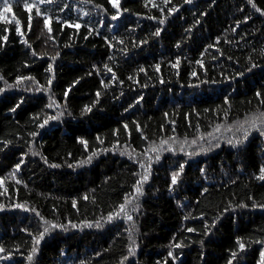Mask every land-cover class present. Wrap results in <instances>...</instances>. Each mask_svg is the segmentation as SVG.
Wrapping results in <instances>:
<instances>
[{"label": "trees", "instance_id": "1", "mask_svg": "<svg viewBox=\"0 0 264 264\" xmlns=\"http://www.w3.org/2000/svg\"><path fill=\"white\" fill-rule=\"evenodd\" d=\"M33 2L8 0L10 11L0 3V37H8L0 39V142L11 141L7 147L0 143V177L5 178L0 185V205L4 206L0 245L6 249L0 256L11 253L0 264H30L29 233L34 236L42 230L35 212L65 225L66 230L46 234L31 264H120L128 255L130 225L137 249L124 264H164L165 260L167 264H228L232 252L237 253L232 264H258L264 247L250 241L264 240V208L254 206L264 205V181L256 179L264 166V137L253 132L233 147L227 143L233 137L227 126L264 112V16L248 0H171L167 5L155 0L164 8L162 13L151 3L146 8V0H120L121 15L112 20L116 9L108 0H58L38 5L53 17L50 27L55 40H50L35 8L28 30L29 13L23 3ZM64 3L69 7L61 11ZM254 3L264 10V0ZM96 4L107 12L95 8ZM171 8L178 11L169 13ZM160 19L165 23L160 24ZM65 20L79 22L81 28L68 27ZM88 26L95 29L91 35ZM17 27L23 36L17 34ZM157 29H162L160 36L154 35ZM177 59L179 66L173 67ZM105 64L113 69L116 81ZM252 64L257 66L248 71ZM25 76L35 80L17 84ZM49 78H53L50 90ZM36 82L43 86L40 90ZM53 101L59 107L55 103L47 107ZM86 106L92 111L83 112ZM61 112L59 119L38 127ZM31 132L39 134L32 137ZM235 136L242 138V133ZM80 139L87 141V149ZM162 139L176 151L161 152L158 162L156 154L148 152L153 157L150 179L143 184L144 194L128 206L131 212L134 204L139 205L131 213L133 221L121 216L108 222L106 217L117 211L125 196L135 194L136 174L144 173L137 160L146 163L143 154ZM185 139L197 140L196 145L183 147L198 154L189 157L180 151ZM217 139L220 147H210ZM201 145L210 150L200 152ZM93 152L97 155L92 161L81 165ZM21 161L16 179L22 183L17 184L9 174ZM181 163L184 172L172 186L171 174ZM85 195L88 200L83 199ZM97 220L103 227L85 226L86 221ZM188 228L196 231L188 232ZM237 238L246 245L243 252ZM181 241L183 246L175 248ZM169 251L175 260L168 257Z\"/></svg>", "mask_w": 264, "mask_h": 264}, {"label": "snow or ice", "instance_id": "2", "mask_svg": "<svg viewBox=\"0 0 264 264\" xmlns=\"http://www.w3.org/2000/svg\"><path fill=\"white\" fill-rule=\"evenodd\" d=\"M19 2H20V0H17V3H19ZM57 2H58V0H34L33 3H23V8L29 13V15L27 16V20H28V30L31 31V28H32V19H33V17H32V15L30 13L32 12V9L35 8L36 15L43 17L44 28L47 29V32L49 34L48 35V39L55 40V37L51 35L52 28L50 27V23H51L53 17H52V15L49 12H41V9H40V7L38 5H43L45 3H47L49 5H53V4L57 3ZM83 2L84 3H92L93 0H83ZM108 2L111 4L112 8L116 9V13H115V15H112L111 19L112 20L118 19V17L121 15V11H120V0H108ZM170 2H171V0H163V3L165 5L169 4ZM0 3H3L4 10L5 11H10L11 6L8 4V0H0ZM149 3H151L152 7L153 8H157L161 13L164 11V8L159 7V5L155 2V0H146L144 6L147 8ZM185 3H191V0H185ZM248 3L251 4L252 7L257 12H260V14L262 16H264V10H261L260 8H258L256 6V4L254 3V0H248ZM68 7H69V5L66 4V3H64V4H62L60 6V10L63 11L64 9H66ZM95 8L101 9L105 13L107 12V9H104L103 8V5L96 4L95 5ZM124 11H128V10L127 9H124ZM176 11H178L177 8H171V9H169V13H173V12H176ZM84 15L85 16H88L89 13L88 12H85ZM2 19H3V13H0V20H2ZM56 19H57V22H59V19L60 18L57 17ZM149 19L155 20L157 18L155 16H150ZM165 19H160L159 20V23L160 24H164L165 23ZM246 21H247V18L245 19V22ZM16 23L19 25L20 21L17 20ZM64 24L67 25L68 27H75L77 30H79L81 28V24L79 22L72 23V22H69V21L65 20L64 21ZM238 26L239 25H237V27ZM93 31H95V29H93L90 26H88L89 35H91ZM161 31H162V29H157L156 32L154 33V35L155 36H160L161 35ZM16 32H17L18 35L23 36V32L21 31V29L19 27L16 28ZM96 34L99 35L98 32ZM41 35H43V33H41ZM87 38L88 37L86 36L85 39H87ZM0 39H2L4 41H7L8 37H7V35H5L3 37H0ZM104 39L105 40H108L107 37H104ZM113 39H116V38L113 37ZM23 42L25 44H27L29 48H31V45L28 44V41L26 39ZM118 42L120 44H123L124 43L123 40H119ZM218 42H219V40H217V43ZM141 43H144V41H142ZM109 46L110 47H114V45H112L111 42H109ZM177 47H179V45H177ZM209 47H212V45H209ZM121 51H123V49H121ZM205 51H207V50H205ZM32 54L34 56L37 55V53L35 52L34 49L32 50ZM57 55H59V53H57ZM41 58H43V57H41ZM55 58L56 57H52L51 59L52 60H55ZM111 58L112 57H109V59H111ZM179 63H180V60L177 59L176 62H175V64H173L172 66L173 67H178L179 66ZM197 63L200 64L201 67H203V61L202 60H198ZM256 66H257L256 64H252V66L248 69V71H251L252 68H254ZM104 68L107 70V72H109V73L112 74L111 75V80L113 82L116 81L117 77H116L113 69L110 68L107 64L104 65ZM155 68H156V71L157 72L160 71V65L159 64H157L155 66ZM47 71L50 72V73L53 72V69H52V65L51 64H49ZM140 71L141 72H146V70L143 69V68H141ZM192 75L195 76L196 73L193 72ZM240 75L242 76V75H244V73H240ZM53 78H49L48 81H47V85H48V89L49 90L51 88V85H52V82H53ZM2 79H3V77L0 76V80H2ZM128 79L129 80H132L133 77L129 76ZM21 80H33L34 81L35 78L34 77H30V76L19 77L17 79V84H19L21 82ZM36 83L38 85L37 90H40L43 86H40L39 85V82H36ZM77 83H78V81H77ZM101 83L103 84V81ZM161 83H163V80H161ZM9 87H12V85H9ZM2 91H3V89H0V92H2ZM68 91H70V89L69 90H66L64 92L65 100L67 99ZM96 95H97V97H99L100 96V93L97 92ZM256 96L257 97H260L261 96V93L259 91H257ZM49 99L51 100V97H49ZM140 99H143V97H141ZM54 103L57 105V107H59V103L56 102V101H53V102L49 103L47 105V107L51 108ZM228 103H229V101L227 100V98H225V104H228ZM261 104H264V99L261 100ZM17 107H19V105H17ZM15 110H16L15 108L12 109V111H15ZM82 111L83 112H91L92 111V108L86 106L85 109H83ZM62 115H63V112L59 113L57 116H49L46 119H44L43 122L38 125V127L39 128H44V126L46 124H48L49 120H57ZM165 115H167V113H165ZM225 115L227 116V113H225ZM35 119H38V117H36ZM172 123H174V122H172ZM136 127H137V130H140L139 124H137ZM124 128L127 130L128 129V125L125 124L124 125ZM220 128H221V126L220 125H217L216 131L219 132L220 131ZM227 130L230 131V132H233V137L231 139H228L227 140V143L229 145L233 146V147H237L240 144H242L244 141H247L248 138H249V136L253 132L258 133L261 137H264V112H260L258 115L257 114H254L252 117H250L249 119H246L243 122H237V124L229 125V126H227ZM233 130H235V131H233ZM235 132H241L242 133V138H236ZM38 134H39L38 132H31V133H29V135L32 136V137H35ZM208 135L210 137L215 138L213 133H209ZM144 139H147V137L145 136ZM169 139L175 140L174 137H170ZM199 139L203 140L204 137L201 136ZM97 140H99V142L101 144L103 143V140H100L99 137H97ZM0 143H2L4 145V147H7V145L9 143H11V141H2ZM79 143H81L82 145H84L85 149H87L88 143H87L86 140L80 139L79 140ZM180 143H181L180 151L183 152L185 155L191 157L193 155L198 154V153L192 152V151H185V148L183 147V145H196L197 144V140L188 141L187 139H185L184 141H182ZM165 146H167V147H165ZM210 147H220L219 140L217 139V142L214 145H212L211 142H210ZM2 150H3V148H0V151H2ZM209 150H210V148H205L202 145L199 147V151L200 152H207ZM29 151L31 152L32 149L30 148ZM103 151H107V149H105ZM163 151L175 152L176 149L173 148L169 144V141L168 140H163L162 139L160 141V145L159 146H156L154 144L150 149H147L145 151V153L143 155L145 156L146 163L137 160V163L139 164V167L142 168V169H144V173L143 174H139V173L136 174L138 176V179L136 180V182L132 186L133 189H134V193L135 194L134 195L133 194H128V195L125 196L124 202L121 203L118 206L117 211H115L113 213H109L108 216L106 217V220L108 222H111L115 218H118V217H121V216H123L124 218H126L130 222L133 221V215L131 213L132 212H137L139 210V205L138 204H134L132 206V208H131V212L128 210V206L129 205H132L133 204V201L137 200L139 196H142L144 194L143 193V184L147 183L149 181V179H150L153 157L152 156H149L148 155V152L155 153L156 154L155 155V161L158 162L161 159L160 153L163 152ZM32 154L33 155H37L38 153L32 152ZM124 154L125 153H123V152L121 153V155H124ZM127 154L129 156V159H132V154L131 153H127ZM96 155H97V153L96 152H93L91 155H89L87 157L86 160H81L80 161V164L81 165L89 164L92 161L93 157L96 156ZM44 161H45V163H47V158L46 157H44ZM21 163H22V161L20 163H17L15 165V168L13 169V171L9 174L15 180V182L17 184L22 183L21 180L16 179V172L20 169ZM50 166L51 167H54V168L60 167V165H58V164H52ZM71 166L72 165H69V167H71ZM184 168H185V164L181 163V164L178 165V171H173L172 172V174H171V185L172 186L177 185L179 177L184 172ZM201 172H203V169H201ZM256 179H258L260 181H264V166H262L259 169V175L256 176ZM4 181H5V178L0 177V185H3L4 184ZM233 182H235V181H233ZM5 191H7L6 188H5ZM203 191L206 193L208 191V189L205 188ZM83 199L84 200H88L89 197L87 195H85L83 197ZM254 206H258V207L264 208V205H254ZM3 207H4L3 205H0V209H3ZM15 207H17V208H25V206L22 205V204H17V205H15ZM73 207L74 208L76 207V201H73ZM240 207H247V205H240ZM25 210H30V211H34L35 212L34 209H25ZM224 211L227 212L228 209L226 208V209H224ZM35 215L37 217H40V220L42 221V230L39 231L38 235H34V236L32 235V233H29V235L32 236L31 254L27 256V260L30 262V264H31V262L34 259V256L38 253V251H39L38 246L40 245L41 241H43L45 239V235L46 234L50 233L51 230H55L57 228L65 229L66 230V226L65 225H63V224H57V223H53L51 221L45 220L40 215L39 212H35ZM102 219H105V218H102ZM185 219H188V217L186 216ZM69 223H71V222H69ZM85 226L88 227V228H92V227L101 228V227H103V224L99 220L94 221V222H87L86 221L85 222ZM211 226L212 227H215V221L213 222V224ZM72 227L73 228H76L77 225L76 224H72ZM204 227H205V229H208L209 228V225L208 224H205ZM126 231L129 234L128 238H129L130 244H129V247H128V255L123 257V259L120 261V264H124V262L127 261L130 256H134L136 254V249H137L136 241H135V238H134V226L130 225L129 228L126 229ZM187 231L188 232H195L196 229H194V228H188ZM205 234H207V232ZM236 243L238 244L239 250L241 252H243L245 250V248H246V245L243 242V239L242 238H237ZM250 243L260 244L262 247H264V240L257 239V240H254V241H250ZM201 244H203V241H201ZM182 246H183V241L174 244V247L175 248H180ZM5 251H6V249L3 247V245H0V253H4ZM18 251H19V249H17V252ZM10 256H11V253H9V255L7 257L0 256V259H8V258H10ZM168 257H171L173 260L176 259V256H174V254H173L172 251H169L168 252ZM236 257H237V253L236 252H232L231 253V259L229 260L228 264H232V261L235 260ZM81 264H83V262H81ZM164 264H167V260L164 261ZM258 264H264V251H260Z\"/></svg>", "mask_w": 264, "mask_h": 264}, {"label": "rangeland", "instance_id": "3", "mask_svg": "<svg viewBox=\"0 0 264 264\" xmlns=\"http://www.w3.org/2000/svg\"><path fill=\"white\" fill-rule=\"evenodd\" d=\"M84 225V224H83ZM80 228H82V227H80Z\"/></svg>", "mask_w": 264, "mask_h": 264}]
</instances>
